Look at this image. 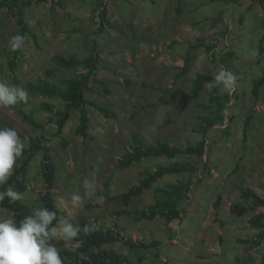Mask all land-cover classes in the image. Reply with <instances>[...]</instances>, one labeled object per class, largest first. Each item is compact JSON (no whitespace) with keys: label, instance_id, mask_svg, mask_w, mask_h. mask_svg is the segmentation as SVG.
<instances>
[{"label":"rangeland","instance_id":"1","mask_svg":"<svg viewBox=\"0 0 264 264\" xmlns=\"http://www.w3.org/2000/svg\"><path fill=\"white\" fill-rule=\"evenodd\" d=\"M61 3L30 0L25 21L35 37L25 38L17 58L8 42L21 33V26L15 18L3 15L0 19V81L27 89L29 82L46 75L58 54H77L84 59L94 47L101 53L97 81L92 83L93 92L87 98L109 107L116 116L107 117L91 108L88 138L77 134L81 124L78 111L72 112L63 134H57L56 125L50 121L55 117L42 111L41 104L47 101L60 109L63 107L60 100L29 93L27 102L17 104L27 115L38 110L35 119L47 123L44 130L26 124L13 108H0V123L14 124L25 148L31 147L27 138L47 139L57 168L52 192L61 211L60 218H68L80 226L85 220L98 221L107 229L125 230L127 238L133 237L136 242L160 241L161 251H147L144 264L248 263L247 245L238 239L249 238L256 232L249 224L254 214L240 219L231 209L241 202L246 188L264 197V88L259 100L253 96L255 80L264 76V56L259 57L264 7L255 0H242V5L227 4L224 0H107L106 6L98 0H61ZM102 26L104 32L99 33ZM203 39L205 45L216 48L213 53L205 47L190 49ZM188 56L192 59L191 70L180 78ZM12 58H16L14 66ZM222 68L237 77L232 96L221 92L229 100L226 123L222 128L210 130L204 160L190 156L177 159L194 163L199 173L168 175L155 185L165 188L180 180H192L190 200L181 204L184 208L181 221L174 222L170 229L162 219L135 222L133 217L119 218L117 213L123 210V205H98L94 198L85 197V178L95 175L98 195L118 196L139 186L147 170L170 163L166 158H152L121 170L119 160L132 149L137 135L149 144L162 140L185 148L203 139L198 131L210 111L202 106H210L213 90L208 88L196 102L185 104V101L199 74L215 76ZM66 75L70 73H59V78ZM128 81H132L131 86ZM149 104L156 107L140 111ZM250 117L251 124L246 127ZM43 161L39 153L31 163L29 190L22 196L36 208L40 206V196L46 193ZM20 162L21 158L16 166ZM73 195H80L81 203H73ZM220 196L222 205L216 211ZM154 203V192H146L132 201L129 211ZM11 215L0 208V219ZM53 245L60 253L69 249L64 247L63 240H54ZM115 248L125 256L131 253L123 244Z\"/></svg>","mask_w":264,"mask_h":264},{"label":"trees","instance_id":"2","mask_svg":"<svg viewBox=\"0 0 264 264\" xmlns=\"http://www.w3.org/2000/svg\"><path fill=\"white\" fill-rule=\"evenodd\" d=\"M48 0H38L39 3H43ZM56 1V0H51ZM62 5L61 0H58ZM103 6H106L107 0H98ZM227 4L242 5V0H224ZM262 7H264V0H255ZM30 6V0H0V19L1 16H8L9 18H15L18 24L21 26L22 35L27 38L35 37V35L28 28V24L25 21L26 10ZM108 12V8L105 7V13ZM181 12V9L178 10ZM2 26L0 20V27ZM104 26L99 30V33L104 32ZM264 28V23H263ZM201 43L197 46H192L190 49H197L205 47L209 53L215 51V47L205 45V40H200ZM97 46V45H96ZM14 56L19 53V50L14 51ZM234 56V53L231 54ZM264 56V36L260 46L259 57ZM15 58V59H16ZM15 59L12 58V66L15 64ZM53 66L47 69L46 75L37 80L36 82H29L27 89L29 93L35 97H44L49 100H60L63 107L58 109L50 102H43L41 104V110L45 113L52 114L55 118L50 121L57 127L58 135H62L68 121L72 117L73 111L80 112V126L77 130V134L84 138H88V130L90 127L91 117L90 109L96 108L105 116H116L109 107H102L96 104L94 101L87 98L88 94L93 92L92 83L97 81V73L99 70V64L101 63V53L94 47L91 55L88 58L81 59L77 54H71L66 56L64 54H58L53 58ZM192 66L191 57H186L185 65L181 70L178 77L183 78L187 75ZM83 71V72H81ZM69 72L70 76L59 78V73ZM81 72V73H79ZM57 80V81H56ZM214 76L204 73L199 74L193 81L191 93L187 96L185 104L189 102L198 101L202 95L207 91L205 87L207 82H212ZM129 86L132 85V81H128ZM264 88V76L255 80L253 96L255 100H259L261 97L262 89ZM213 90L210 98V106L203 105L202 107L206 111H210L206 118L203 119L205 124L198 131L203 136L197 144L190 145L188 147L174 146L168 142L157 140L155 143H147L140 136L134 137V145L131 150H127L122 158L119 160L118 167L121 170L130 169L136 164L142 163L144 160H151L152 158L161 159L166 158L170 163L159 166L157 169L151 171L147 170L142 174L140 185L133 187L127 192L118 196L105 197V205L111 203H119L123 205V210L117 214L120 217H133L135 222L141 221H155L156 219H162L166 227L170 229L171 225L176 221H181L184 215V208L181 204L190 200V194L192 192L193 182L192 180H180L177 183L171 184L165 188H155V185L168 175H185V174H197L200 169L194 163H184L177 161L180 156H190L192 158H198L204 160L208 152V134L210 130L214 128L224 127L227 114L225 113L229 106V100L227 97H223L221 91L218 88H211ZM154 104H149L140 108V111L155 108ZM13 109L22 116L23 121L38 129L44 130L47 123L39 122L35 119V114L38 110L34 111L31 115L25 114L20 106L15 105ZM251 117L246 121V127L251 124ZM9 126L15 129L14 124H9L6 121H1L0 128ZM16 130V129H15ZM246 132V130H245ZM230 133L225 131V135ZM31 144L30 148H25L21 157L19 166L14 168V174L10 177L9 185H15L17 192L21 193V199L17 201H11L10 198L0 203V208L15 214L17 224L24 220L28 215H31L32 211L36 209V206L26 201L22 196L29 190L28 174L30 171V165L40 153L44 157L42 164L43 181L46 187V193L40 196V206L44 205L48 210L57 212L58 219L61 217V211L56 206L53 198V189L57 182V168L53 162L51 155V148L47 146V139L30 137L26 139ZM205 168L209 170L208 165L205 163ZM5 186H0V191L5 190ZM154 192L155 203L149 205L141 210L134 212L129 211L132 205V201L144 196L146 192ZM107 197V198H106ZM223 197L220 196L219 200L215 204V210L219 211L222 205ZM39 206V207H40ZM56 206V207H55ZM231 213L238 218L246 217L249 214H254L249 224L252 228L259 231L257 238L253 242L249 243L250 247L248 251L255 250L264 245V197L257 193L252 188H246L242 191L241 202L236 204ZM95 222L99 226V230L95 233L85 236L81 233L79 240V246L72 245L69 249L62 251L60 255L64 259V264H144L147 261L146 252L151 249H157L161 251L163 244L160 241H134L132 238H127L126 232L123 230L119 232L115 228L107 229L98 221L85 220L82 221L81 227ZM57 221H53L55 225ZM171 231V230H170ZM222 241H224L222 239ZM54 241H50L53 244ZM117 244H123L127 247L131 253L129 256H125L123 252L115 248ZM98 249L97 252H92V249ZM159 257V254L157 255ZM136 258V259H135ZM264 264V254L263 262Z\"/></svg>","mask_w":264,"mask_h":264},{"label":"clouds","instance_id":"3","mask_svg":"<svg viewBox=\"0 0 264 264\" xmlns=\"http://www.w3.org/2000/svg\"><path fill=\"white\" fill-rule=\"evenodd\" d=\"M9 47L13 51L23 48L25 36L17 33L9 39ZM236 75L227 69L219 70L212 82L205 84L206 88H218L222 93L232 96L236 91ZM29 99L28 90L16 84L0 81V108H13L21 102ZM25 143L21 140L17 130L9 127L0 128V186L5 190L0 191V203L5 198L11 201L21 199V193L17 192L15 185H9L8 181L14 174V167L22 157ZM85 197L93 199L98 205L105 203V197L98 195L99 184L93 175L83 180ZM73 203L82 201L80 195H73ZM61 203H65L61 201ZM56 207V206H55ZM67 217V216H66ZM57 221L53 225V221ZM99 226L90 222L81 227L79 224L69 222L68 218L57 217V212L48 210L44 205L34 209L17 224L15 214L0 219V264H64L60 251L50 241H64V247L79 246L81 233L85 236L95 233ZM98 249L93 248L92 252Z\"/></svg>","mask_w":264,"mask_h":264},{"label":"crops","instance_id":"4","mask_svg":"<svg viewBox=\"0 0 264 264\" xmlns=\"http://www.w3.org/2000/svg\"><path fill=\"white\" fill-rule=\"evenodd\" d=\"M251 230L254 231L256 229L252 228ZM258 234H259V231L256 230V232L254 231L253 235L250 234L249 238H239L238 239L241 244L247 245L245 255L248 254V255H246V257H247L246 261H248V263H246V264H262V262H263L264 245L261 246L260 248H256L255 250H252L249 252L248 249L251 248L250 244L249 243H246V244L243 243V242H253L257 238ZM222 239L224 240V238H222ZM250 239H252V240H250ZM232 241L234 242V237L232 238Z\"/></svg>","mask_w":264,"mask_h":264}]
</instances>
